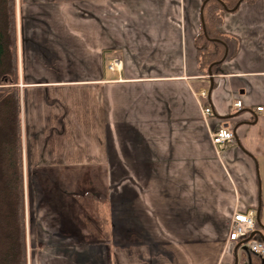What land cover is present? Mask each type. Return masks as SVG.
Segmentation results:
<instances>
[{"label":"crops","instance_id":"obj_1","mask_svg":"<svg viewBox=\"0 0 264 264\" xmlns=\"http://www.w3.org/2000/svg\"><path fill=\"white\" fill-rule=\"evenodd\" d=\"M204 2L19 1L28 264H262L227 238L251 209L264 236V0L221 14L211 75L196 58ZM223 126L235 144L213 143ZM88 192L106 197L99 239Z\"/></svg>","mask_w":264,"mask_h":264},{"label":"trees","instance_id":"obj_2","mask_svg":"<svg viewBox=\"0 0 264 264\" xmlns=\"http://www.w3.org/2000/svg\"><path fill=\"white\" fill-rule=\"evenodd\" d=\"M74 1V0H57ZM80 1V0H78ZM233 8L238 0H221ZM16 0H0V264H28L25 173L20 120L18 84V52ZM226 9L220 0H207L203 8L204 28L195 38L197 64L207 73L221 74V63L226 56L227 36L222 32V13ZM85 200L99 201L93 193L83 195ZM260 223L255 221V230ZM255 239V238H254ZM258 240H262L256 238ZM256 263L260 262L259 255Z\"/></svg>","mask_w":264,"mask_h":264},{"label":"built area","instance_id":"obj_3","mask_svg":"<svg viewBox=\"0 0 264 264\" xmlns=\"http://www.w3.org/2000/svg\"><path fill=\"white\" fill-rule=\"evenodd\" d=\"M208 95L209 92L202 90L198 98L202 101H205V106L202 109V112L205 116L209 117L212 114V109L210 103H208ZM242 106V102L240 100L235 101L233 108H240ZM263 110V107L260 106L257 108V111L260 112ZM211 139L215 145H228L235 144V139L233 135V131L230 127H222L211 133ZM257 218L256 211L254 209L245 210L233 213V217L230 220V231H228L229 241H234L237 243H241L247 237L250 236L252 231L255 230V221ZM240 245H247V251L251 254H257L261 258L262 264H264V242L262 240L253 239L246 243H242ZM247 262V261H246ZM245 262V263H246ZM244 263V264H245Z\"/></svg>","mask_w":264,"mask_h":264},{"label":"rangeland","instance_id":"obj_4","mask_svg":"<svg viewBox=\"0 0 264 264\" xmlns=\"http://www.w3.org/2000/svg\"><path fill=\"white\" fill-rule=\"evenodd\" d=\"M19 1L20 0H16V2H15L16 23L18 24V27H19L18 19H19V13H20L18 11L19 10ZM18 27H17V35H18ZM18 39H19V37H18ZM18 39H17V48H18V44H19V40ZM23 152H24V148H23ZM23 152H22V154H23ZM25 186H26V183H25ZM26 188H27V186H26ZM26 188H25V198H26ZM80 203H81L82 208H84V211L81 214V219L85 223V228H86L87 232L90 231V229H91L92 231H94V233H96V234H94V236L95 237L98 236V239H99V237L105 236L106 235V232H105V235H104V230H102V232L100 231V226L99 225H101L102 223H100V220L98 218L99 213H102V215H103V212L106 210L105 207H104V205H101V207H100L99 202L97 200H94V199L93 200H89L88 199L86 201L85 200V197H83L82 199H80ZM27 207L28 206H27V200H26V211H27ZM27 213H28V211H27ZM27 213H26V223H27V226H28L29 223H28V220H27ZM92 221L93 222L98 221V225L89 227V224ZM240 248L242 249L244 247L241 246ZM238 252H240V249H239Z\"/></svg>","mask_w":264,"mask_h":264},{"label":"water","instance_id":"obj_5","mask_svg":"<svg viewBox=\"0 0 264 264\" xmlns=\"http://www.w3.org/2000/svg\"><path fill=\"white\" fill-rule=\"evenodd\" d=\"M206 1L207 0H205V2H204V4H206ZM220 2L224 5V8L226 9V10H228V6L226 5V3L225 2H223V1H221L220 0ZM238 6V5H237ZM205 7V6H204ZM236 7V6H235ZM234 7V8H235ZM201 16H202V20H201V24H202V28H204V35L206 36V28H205V25H204V22H203V20H204V16H203V8L201 9ZM212 64H211V66L209 67V69H208V71H209V74L211 75V69H212ZM257 218H256V222H258V223H260V213H259V209L257 210ZM255 234H258L261 238H262V241L264 242V236L261 234V232L259 231V230H254V231H252V233L250 234V236L249 237H247L244 241H242L240 244H242V243H246V242H248V241H251V240H253V237H254V235ZM240 244L237 246V248L240 246ZM237 248H235V252H236V250H237ZM237 257H238V254H237V252H236V257H235V261H234V263L233 264H237Z\"/></svg>","mask_w":264,"mask_h":264}]
</instances>
